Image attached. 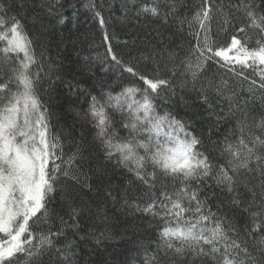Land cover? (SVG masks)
Segmentation results:
<instances>
[{"label":"snow or ice","instance_id":"6c2138e0","mask_svg":"<svg viewBox=\"0 0 264 264\" xmlns=\"http://www.w3.org/2000/svg\"><path fill=\"white\" fill-rule=\"evenodd\" d=\"M113 239L264 264V0H0V264Z\"/></svg>","mask_w":264,"mask_h":264},{"label":"trees","instance_id":"16d2710c","mask_svg":"<svg viewBox=\"0 0 264 264\" xmlns=\"http://www.w3.org/2000/svg\"><path fill=\"white\" fill-rule=\"evenodd\" d=\"M80 12V21L84 22L86 20V13L83 8L79 9ZM81 30L82 31H88L91 33L96 32V26L88 20L86 23H82L81 25ZM124 31H127L125 29ZM126 38V37H122ZM115 43V41H114ZM90 50L88 49L87 45L84 46V52L88 53ZM92 55H104V46L101 43V38L99 36L96 37L95 40V48L94 50L91 51ZM193 111H196L194 108ZM81 127L78 125V128ZM85 135H88V130L85 128L84 129ZM123 177H120L119 175L115 176L113 179V183L115 184H120L121 186L123 185ZM109 215H111V212H109ZM125 217L123 215H120L119 213L117 214V220L123 221ZM106 251H102L99 255V257L95 258L97 261L100 259H107L110 261V264H125V261L128 262V264H133L131 257L135 255L134 252H131L130 249L132 245L124 240H117L113 239L110 241H106Z\"/></svg>","mask_w":264,"mask_h":264}]
</instances>
